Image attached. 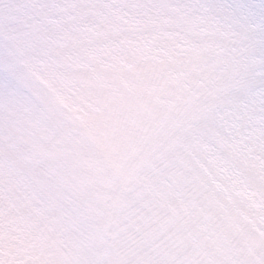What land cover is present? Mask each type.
<instances>
[{
	"label": "snow or ice",
	"instance_id": "snow-or-ice-1",
	"mask_svg": "<svg viewBox=\"0 0 264 264\" xmlns=\"http://www.w3.org/2000/svg\"><path fill=\"white\" fill-rule=\"evenodd\" d=\"M0 264H264V0H0Z\"/></svg>",
	"mask_w": 264,
	"mask_h": 264
}]
</instances>
